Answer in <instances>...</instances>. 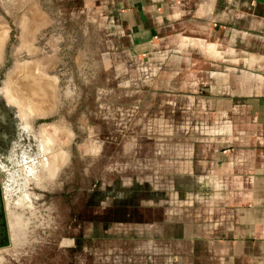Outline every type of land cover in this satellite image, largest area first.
Masks as SVG:
<instances>
[{"label":"rangeland","instance_id":"1","mask_svg":"<svg viewBox=\"0 0 264 264\" xmlns=\"http://www.w3.org/2000/svg\"><path fill=\"white\" fill-rule=\"evenodd\" d=\"M110 2L0 0L9 237L0 264H160L161 225H175L183 213L153 192L174 194L173 176L187 172L174 166L186 159L177 150L201 133L184 131L173 117L165 134L160 106H152L156 116L143 117V105L130 103V74L112 54ZM136 93L146 104L145 91ZM162 149L173 163L168 169ZM187 208L196 213L200 205Z\"/></svg>","mask_w":264,"mask_h":264},{"label":"crops","instance_id":"2","mask_svg":"<svg viewBox=\"0 0 264 264\" xmlns=\"http://www.w3.org/2000/svg\"><path fill=\"white\" fill-rule=\"evenodd\" d=\"M110 4L112 54L130 74V103L143 105V117L160 106L165 134L173 117L201 133L177 150L186 159L174 166L187 172L173 176L174 194L153 192L183 211L161 225L160 264H264V0Z\"/></svg>","mask_w":264,"mask_h":264},{"label":"water","instance_id":"3","mask_svg":"<svg viewBox=\"0 0 264 264\" xmlns=\"http://www.w3.org/2000/svg\"><path fill=\"white\" fill-rule=\"evenodd\" d=\"M3 214L2 202L0 200V246L7 245L9 243L8 228Z\"/></svg>","mask_w":264,"mask_h":264},{"label":"flooded vegetation","instance_id":"4","mask_svg":"<svg viewBox=\"0 0 264 264\" xmlns=\"http://www.w3.org/2000/svg\"><path fill=\"white\" fill-rule=\"evenodd\" d=\"M0 117H5V116H2V115H1ZM17 130H18L17 133H19V132H20L19 127H18V129H16L14 132L16 133ZM17 133H16V134H17ZM16 134H14V137L16 136ZM10 138H11V137H10ZM12 138H13V137H12ZM12 138H11V140H12ZM15 138H16V137H15ZM11 147H13V146H11ZM21 156H22V159H23L24 161H30V159H31V158L29 159V157H27L24 153H22ZM2 158H3L2 155H0V162L3 164V167L0 166V173H1V174H0V200H1V202H2V189H1V188H2V185H1V181L4 180V177L1 178V176H3V175L5 174V173H4L5 171H7V170H6V167H5L6 164L3 162V159H2ZM11 163H12V162H11ZM13 163H14V160H13ZM2 173H4V174L2 175ZM114 196H115V195H114ZM114 196H113V197H114ZM2 207H3V205H2ZM113 218H114L115 220H117L115 217H113ZM109 221L115 222V221L110 220V219H109ZM0 238H1V237H0Z\"/></svg>","mask_w":264,"mask_h":264},{"label":"bare ground","instance_id":"5","mask_svg":"<svg viewBox=\"0 0 264 264\" xmlns=\"http://www.w3.org/2000/svg\"><path fill=\"white\" fill-rule=\"evenodd\" d=\"M51 84V83H50ZM47 85V84H46Z\"/></svg>","mask_w":264,"mask_h":264}]
</instances>
